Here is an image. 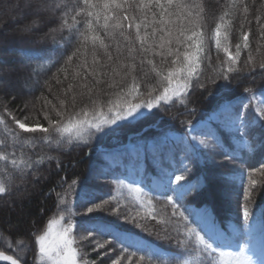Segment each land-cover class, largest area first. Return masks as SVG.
Segmentation results:
<instances>
[{
    "label": "trees",
    "instance_id": "obj_1",
    "mask_svg": "<svg viewBox=\"0 0 264 264\" xmlns=\"http://www.w3.org/2000/svg\"><path fill=\"white\" fill-rule=\"evenodd\" d=\"M23 2L0 0V65L9 69L6 72L0 70V80H8L9 85L13 82L12 87L6 89L0 84V141L3 142L0 143V156L7 157V162L0 160V170L16 173L27 163L40 159L43 163L35 166L33 175L23 180L16 179L8 192L0 194V252L20 258L22 264H44L38 260L35 238L46 231L51 221L60 220L68 227L74 225L71 234L82 264H106L101 250L78 236V232L86 234L85 229H95L105 238L114 236L125 246L141 243L145 249L157 254L153 258L154 264H161L162 261L168 264L181 261L207 264V254L188 250L195 244L194 238L189 241L186 233L179 236L184 241L183 245L177 243L175 232L171 240L162 238L165 229L171 230V225L161 221L166 220L172 211L162 195V185L168 182L170 176L174 188L175 175H184L185 181L181 183L191 181L192 184L203 185L200 194L194 193L186 198L185 203H190L196 209L205 205L209 207L216 227L224 230V245L237 242L245 245L247 241L248 246L260 248L264 257V120L260 117L264 104L259 99L264 94V76L260 75L258 67L264 63V0H242V3L237 0L240 10L230 12L225 17L231 50L235 52L238 43L242 48L239 63L235 66L237 71L230 74V82L218 80L214 85L207 82V77L214 74L213 67L226 60L223 51L217 52L215 49L214 29L219 18L231 8L232 0H189L203 8L206 47L201 53L202 59L192 87L185 92L187 109L181 103L184 97H174L171 103L161 102L157 108L144 110L142 119L121 121L110 126L112 131L98 135L88 146L74 141L60 147H49L44 140L47 134L39 131V128L35 133L22 132L15 120L46 128L49 125L45 112L53 121L58 119L52 105L63 111L60 109L61 100L67 105L65 118L85 107L91 118L93 106L87 97L77 95L73 108L72 93L66 94L69 83L76 86L74 90L77 93L80 91L79 78L74 79L77 65L82 60H87L89 64L92 61L91 44L85 45L80 35L85 31V17L76 16L74 22V12H69L65 17L63 10L56 11L49 17L54 22L37 34L42 37L44 32H49L46 40L23 42L18 38L17 30L26 21L24 15L13 10L14 5ZM55 2L68 4L75 3V0ZM245 6L246 13L243 11ZM2 13L7 15L5 21H1ZM64 19L73 27H63ZM148 30L151 31V28ZM242 33H248L247 48L243 47ZM100 34L103 36L102 32ZM77 48L80 52L71 62H67V57ZM20 49L26 50L29 56H22ZM148 59L155 60L156 69L145 63L144 72L137 74L138 78H144L141 91L145 87L159 88L160 78L156 72L163 70L166 74L172 67L171 57L163 64L158 56L149 54ZM21 62L27 66L24 74L13 75ZM61 68L66 69L67 76L59 71ZM250 68H255V73L250 75ZM197 78L206 84V89L195 86ZM242 81L253 89L252 93L243 91ZM116 91V88H105V94L101 97L105 113L108 100L116 99ZM226 101L239 108L251 122L247 129L238 131L226 116L217 118L213 123L208 122V117ZM192 108L196 109L195 115L185 114L180 115L178 120L171 119ZM14 130L22 143L15 142ZM245 130L249 134L242 137L241 133ZM207 131L213 133L222 151L229 154L227 159L219 154V150L209 152L199 144L201 139H205L202 133ZM189 142L195 147H190ZM49 156L54 159L48 160ZM13 160L16 161L15 165L12 164ZM123 179L137 180L149 190L142 201H152L154 215H148L144 204L128 194ZM73 180L78 182L76 191L65 196ZM251 180L256 183L252 185ZM0 182L8 187L3 175H0ZM246 190L251 192L249 197L245 196ZM80 191L81 195L78 194ZM84 193H87L89 202L94 203L116 196L119 199V215L109 210L84 216L86 207L91 206L83 203ZM167 195L173 194L168 192ZM245 206L250 213L248 220L243 217ZM112 207H115V201L109 206L110 209ZM65 208H70L73 214L69 215ZM125 215L129 219L126 220ZM119 247L115 251L120 254ZM134 250L130 248L129 252ZM142 254L137 253V258ZM213 257L216 264H221L217 252L213 253Z\"/></svg>",
    "mask_w": 264,
    "mask_h": 264
},
{
    "label": "snow or ice",
    "instance_id": "obj_2",
    "mask_svg": "<svg viewBox=\"0 0 264 264\" xmlns=\"http://www.w3.org/2000/svg\"><path fill=\"white\" fill-rule=\"evenodd\" d=\"M242 3V0H240ZM240 3L232 0L231 8L225 11L224 15L219 18L214 29V45L217 52L223 51L226 60L216 67H213V75L207 77V82L216 85L218 80L230 82V74L237 71L236 65L239 63V57L242 51L241 44L235 45V52L230 48L227 40L228 21L225 19L230 12L240 10ZM14 11H19L24 15L25 23L17 30L18 38L23 42L32 39L46 40L50 35L44 32V36L37 34L44 31L50 22L49 17L56 11L63 10L65 17L69 12H74L72 20L75 22L76 16L83 15L85 17V31L80 35L85 45L91 44V64L87 60H82L77 65L74 79L79 78L78 87L80 91L77 93L73 83L67 85L66 94L72 93L71 103L75 108L77 95L87 97V100L93 106L91 110V118H89V110L85 107L79 113L68 114L65 118L67 105L64 100L60 101V109L56 105H52L58 119L53 121L47 112L45 118L48 119V127H39L37 125L29 126L28 123L16 119L15 124L18 129L25 133H35L39 131L46 133L44 140L48 146L55 145L60 147L62 144H71L74 141L82 142L85 146L98 137V135H106L113 129L112 125H117L121 121L139 120L144 118L145 111L157 108L161 102L165 104L171 103L174 97H184L181 103L187 102L185 92L192 87V80L196 77L199 64L202 59L201 53L205 51L206 38L204 34V17L203 8L189 0H75V3L57 4L55 0H24L23 3H17L13 6ZM247 12V7L243 8ZM63 27L71 28L68 20H63ZM149 27L151 31H149ZM143 29V31H142ZM79 29H77L78 31ZM56 31V29H52ZM103 33V36L100 33ZM106 40L108 42H106ZM241 40L243 47H248V33H242ZM123 42V43H122ZM184 49L181 51V49ZM22 56L28 57L29 53L20 49ZM80 52L76 51L67 57V62H71ZM149 54L153 57H160L161 63L172 58L170 67L166 74L163 70L157 71L156 75L159 79V88L145 87L141 91L143 77L138 78V73L144 72V65L147 63L156 69L154 59H148ZM139 56V60L137 57ZM206 58V57H205ZM226 65V67H225ZM245 67H248L245 64ZM260 75L264 76V63L259 64ZM27 66L21 62L20 67L13 71V75L22 76ZM3 66L0 65V70ZM59 71L65 72L66 69L61 68ZM255 68L249 69V74L255 73ZM147 73H144V77ZM129 77L130 82H129ZM30 78V76H29ZM118 78V79H117ZM247 80V77L244 78ZM60 82L59 80L57 81ZM9 81L0 80V84L7 85ZM196 87L206 89V84L196 79ZM243 91L252 93L253 89L241 83ZM105 88H116L118 91L114 93L115 100L109 99L107 102V112L103 111V103L101 97L105 94ZM264 90V86H262ZM196 109L182 112L179 115L171 117V119H179L180 115H195ZM227 117L229 122L237 127V130L247 129L251 123L241 113L239 108L232 105L230 101L220 104L217 109L208 117V122L213 123L219 117ZM83 117V118H81ZM260 117L264 120V109L260 110ZM2 119V117H0ZM15 119V118H14ZM183 123V121H181ZM188 123H192L188 121ZM247 130L241 133V136H247ZM205 139H201L199 144L209 152L219 150V154L228 158V153L223 152L219 142L211 131L203 132ZM16 143H22L19 137L13 131ZM0 143H3L0 141ZM190 147H195L189 142ZM187 151V150H186ZM91 154V153H89ZM54 157L49 156L48 160ZM0 160L7 162V157L0 156ZM43 163V160H36L25 164L23 169H17L16 173L0 170V175L6 179L8 187L4 182H0V194L9 191L11 185L16 179H25L34 174L35 166ZM15 165L16 161L13 160ZM59 164V161H57ZM6 167V165H5ZM27 169V171H25ZM167 175V174H166ZM185 181L184 175H175L176 187L171 186V177L168 182L162 185V195L167 201V205L171 206V215L162 220V223L171 225V230L165 229L163 239H173L172 233H176L177 243L183 245L184 241L179 239L181 233H186L189 241L194 238L195 247H189V251H196L207 254V264H216L213 253L218 252L225 243L224 230L216 227L214 217L207 205L203 208L196 209L190 203H185L186 198L193 195H199L203 185L200 183L192 184L191 181ZM77 181L73 180L65 191L66 196L69 192L76 191ZM255 180H251L254 185ZM133 192L140 193V188H132ZM171 192L173 195H167ZM81 195L80 193H78ZM251 192L245 191V196L249 197ZM63 202V197H61ZM115 201V207L109 208ZM83 203L90 204L86 207V214L94 212L111 211L112 214L119 215V199L112 196L110 199L101 200L100 203L89 202L87 193L83 194ZM145 206L148 215H154L152 201L149 199L146 203L141 201ZM64 211L72 215L70 208ZM163 215V213H162ZM249 209L247 206L243 208V217L245 220L249 218ZM63 219V216H61ZM125 219H129L125 215ZM134 219V218H133ZM55 221L48 224V231L43 235H37L35 242L39 247V256L42 261H50V264H76L75 251L72 248V240L66 238V235L57 233L58 239H50L53 236L52 226ZM143 227V225H138ZM147 230V229H146ZM71 231V225L64 229V233ZM86 235L81 239L87 241L88 244L94 245L96 249H106L107 251H115L119 245L120 256L117 260H113L112 264H154L153 258L157 255L144 248L139 242L125 246L118 238H105L99 231L95 229H85ZM203 233V235H202ZM101 238H104L101 242ZM202 245V248L200 247ZM247 245V241H245ZM135 249L129 252V249ZM107 251L105 254H107ZM143 252L139 255L137 253ZM220 256L226 253L219 251ZM0 256L4 260L11 261V264H21V259H14L12 256ZM133 258H136L135 260ZM87 264V262H85ZM161 264H168L162 261ZM172 264H187V261L172 262ZM229 264H253L251 258L244 254V248L241 247L240 252L234 260Z\"/></svg>",
    "mask_w": 264,
    "mask_h": 264
},
{
    "label": "rangeland",
    "instance_id": "obj_3",
    "mask_svg": "<svg viewBox=\"0 0 264 264\" xmlns=\"http://www.w3.org/2000/svg\"><path fill=\"white\" fill-rule=\"evenodd\" d=\"M6 1H7V3H14L16 0H12V2H9V0H6ZM9 6H10V4H9ZM2 14L3 15H2L1 21H5L6 18H7V15H6V13H2ZM10 55L11 54H10V51H9V55L8 56H10ZM2 71L6 72V71H9V69L5 68V66H3V70ZM6 79H9V78L7 77ZM11 84L13 85V82ZM11 84L10 85L9 84L4 85V89L12 87ZM259 99H260V102L264 104V94L261 95ZM122 183L127 188L128 194H130L133 198L139 200L140 202L143 199V195L146 192L149 191L147 188H144L143 186H141L139 181H137V180L123 179ZM132 188H140L141 192L140 193L133 192L131 190ZM53 221H55V223H53V226H52L53 236L50 237V239H53V240L54 239H58V236L56 235L57 233L66 235V238L72 240V248H73V250L76 253V255L74 257L76 264H82L78 260V253H77V251L75 249V246H74V238H73V236L71 234L72 230H74V225L73 224L71 225V231L70 232L64 233V229L68 228V226L63 224L62 221H60V220H53ZM47 231H48V227H47L45 232H47ZM45 232L43 234H45ZM84 235H86V234L78 232V236L82 237ZM101 242H102V240H101ZM241 247L244 248V254L251 258L253 264H264V257L260 256L261 251H257V250H255L254 248H252L251 246H248V245H242V244H240V242L239 243L237 242V243H234V244L227 243V244H225V245H223L221 247V249L219 251H223L224 253H226L225 256H220L219 251L217 252L219 254V260H221V264H229L230 261L234 260L236 255L240 252ZM37 249H38V257H39L38 260H39V262L40 263H44V264H50V261H46V260L42 261L40 259L38 245H37ZM100 250H101L100 253L102 254V256H105L103 259H105L106 264H112V261L113 260H117V258L120 256V254L117 253L116 251H107L106 249H100ZM106 251H107V254H105ZM125 264H126V262H125Z\"/></svg>",
    "mask_w": 264,
    "mask_h": 264
},
{
    "label": "water",
    "instance_id": "obj_4",
    "mask_svg": "<svg viewBox=\"0 0 264 264\" xmlns=\"http://www.w3.org/2000/svg\"><path fill=\"white\" fill-rule=\"evenodd\" d=\"M0 253H2L3 255L11 256V255H9V254H7V253H5V252H0ZM12 257H13V256H12ZM13 258H14V257H13ZM14 259H16V258H14ZM0 261H5V262H8V263L11 264V261L4 260L2 256H0ZM21 264H22V263H21Z\"/></svg>",
    "mask_w": 264,
    "mask_h": 264
}]
</instances>
